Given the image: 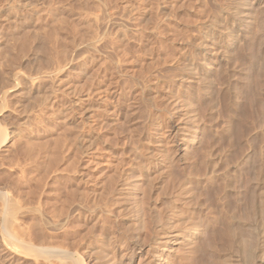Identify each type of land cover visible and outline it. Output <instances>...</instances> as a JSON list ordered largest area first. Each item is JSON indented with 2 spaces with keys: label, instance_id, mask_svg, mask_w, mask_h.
Here are the masks:
<instances>
[{
  "label": "rangeland",
  "instance_id": "rangeland-1",
  "mask_svg": "<svg viewBox=\"0 0 264 264\" xmlns=\"http://www.w3.org/2000/svg\"><path fill=\"white\" fill-rule=\"evenodd\" d=\"M126 1L0 0V8L14 6L17 10L15 12L14 9L15 16L14 19L11 18V21L10 19L7 20L8 18L0 17V30H2L0 31V82L2 81V84L0 83V98L2 97L0 99V129L6 128L5 133L8 135L3 142H0V192L7 193V200L9 199L8 202H10L7 203L9 208L7 215L9 214V219L11 218L14 226L12 223L9 227H12L13 230L11 228L9 231L14 236H18L16 244L19 243L20 246L27 244L26 247L29 245V247H33L32 250L26 252H23L26 247L24 246L25 249L21 247L23 251L20 249L19 252V249L18 251L15 250L16 245L15 249L9 247L1 235L0 264H59L61 262V264H71L72 260L70 259L76 258V255L82 259H80L82 264H111L114 261L118 262L123 250L133 244L134 234L138 238L140 237V244L143 247L137 251L135 264H154L155 258L160 255L163 264H187L188 260L192 264H202L203 259L201 257L203 256L199 254L198 246L193 245L196 249L193 246L189 247L185 240L186 228L189 225L192 227L196 221L202 220L204 224L206 223V229L208 228L209 231L212 229L211 232L207 231L209 234H214L216 230L218 233H215L216 238L225 232L226 217L224 216L227 215L225 211H227L229 200L223 188H226V179H228L226 177L229 171L234 170V168L237 171L241 166V154L244 150L243 139L245 137L243 128H245V135L248 131H251L250 134L252 135L254 133L255 141L260 140H257V136L263 135L262 130L259 132V129L255 127L256 125H253L256 124L254 121L264 117V29L261 25H257L261 27L259 29L256 26L259 20L262 22L263 18L259 17V20L251 24L249 29L251 28V31L253 29V32L250 30L247 31L248 33L244 32L235 45L237 47L231 49V54L227 60L220 61L223 68L220 66L216 75L220 77L218 80L224 78L218 82L216 76L212 84L213 89H211L212 87L205 89L199 84L193 85L194 88L187 87L189 88L187 89L186 86L189 85L184 80L185 77L181 76L184 75L183 69L181 71V68L184 67L183 64L195 56L196 47L203 35L202 32L208 26L213 25V22L215 26L221 20L220 22L224 23L222 28L224 29L226 24L224 30H228L229 19L222 21V18L224 14L227 18L231 16L238 0ZM130 3L135 7L129 5ZM119 19L124 20L120 21ZM127 19L129 20L127 21ZM261 24L264 26V22ZM37 30L42 31V33ZM254 32L263 35L258 36ZM36 33L38 34L36 35ZM58 35L60 39L57 37ZM249 35L250 37L253 36L254 39L250 38ZM259 37H262L263 40ZM244 39L248 42H246L247 44L244 43ZM4 43L8 45H4ZM242 51L244 52L242 53ZM253 52L256 53H254L256 57ZM253 57H258L260 61L257 63L258 60L255 58L253 60ZM230 60L231 64H229ZM225 63L226 65H224ZM246 66H248L247 69ZM257 67L259 68L257 69ZM239 69L244 71L242 70L241 73ZM47 72L49 73L47 74ZM244 72L248 76L244 75ZM18 76L21 82L17 78ZM39 79L41 80L39 81ZM60 81L68 83L70 81L72 84H69L70 87H75V91H80V95L78 92L76 94L75 91V93L71 92V95L64 93L67 96L64 95L63 97L61 94V98L58 96L57 99L50 93L47 95L49 91L57 87ZM221 81L223 84L220 83ZM255 81L260 82V85ZM13 82L18 83L14 84ZM216 84L217 86H215ZM200 86L201 88H199ZM196 91L199 92V95ZM209 94L213 99L209 97ZM41 95L44 98H41ZM256 95L259 96L256 97L259 100L254 98ZM79 97L87 98L86 104L84 103L85 106L77 104ZM206 97L210 99L208 100ZM28 98L31 99L28 100ZM250 99H253L254 102ZM193 100L196 101L192 102ZM202 100H205L204 103ZM199 101L200 105L196 103ZM260 101H263L262 104ZM186 102H191L194 106L193 110L199 113L196 115L193 112L195 119L192 124L188 121L186 112V116L183 114L185 111L183 104ZM87 103L91 105L88 106ZM260 106L263 108V113H261ZM30 107L33 109L31 110ZM252 110L253 112H251ZM198 115L201 118L197 117ZM248 120L250 121L248 122ZM203 123L206 127L204 126L205 130L204 128L201 130L202 140L200 139L197 143L203 141L206 143L205 147L202 145L203 142L200 143L201 146L198 144L197 146L196 143L193 145L185 144L183 139L188 138L191 131L193 133L192 128ZM189 125L191 126L189 127ZM258 133L260 134L258 135ZM206 135L209 136L208 140ZM76 140L78 143L75 142ZM260 143H262L261 140L259 143L255 142V146L261 145ZM199 147L204 148L203 151ZM198 155L201 156V159ZM235 157L237 158L235 159ZM234 159L236 162L233 161ZM124 160L126 161L124 162ZM125 171L131 175L134 172L132 179L136 177L135 181H137V185L140 184L138 189L140 188L141 193L144 190L142 201L144 211L147 213L145 225L147 227L140 232H137L138 230L134 229L132 225L134 224L133 221L136 220V212L134 209H128L126 205L132 201L127 199L124 187L120 185L126 175ZM114 172L116 174H113ZM207 174L208 176H206ZM197 175H199L198 179H195ZM1 206L0 201V208ZM39 207L40 209H38ZM52 225H56V227ZM182 227L185 228L181 229ZM176 229L183 231L182 236L177 241H186V244L183 242L177 245L169 242L164 243L165 245L160 243L163 241V234L175 233L177 232ZM20 230L21 232H18ZM0 233L2 234V232ZM111 234L112 236H110ZM223 236L221 239L217 238V241L224 245ZM128 239H131L132 242H129ZM31 243L32 245L38 244L37 246L40 247L38 248L36 245L34 247ZM157 243L158 245H156ZM128 244L129 246H127ZM184 244L188 247H183ZM219 244H215V242L213 244L217 248V251L213 248L216 257H218L217 252L222 253L223 251V245L220 244L222 245L220 247ZM118 246L123 248L120 249ZM186 248L188 251L192 248L189 251L193 254L192 256ZM39 249H42L41 252ZM193 249L194 251L198 249L196 251L198 254ZM52 251L60 252L58 256L57 253L52 254L55 258L57 256L56 259L53 258L54 256L49 257ZM44 252L47 254L45 255ZM61 252L69 253L72 256L69 259L71 262L67 260L70 256H66L65 253L67 258L65 260L63 259L65 256ZM58 257H62V259H58Z\"/></svg>",
  "mask_w": 264,
  "mask_h": 264
},
{
  "label": "bare ground",
  "instance_id": "bare-ground-1",
  "mask_svg": "<svg viewBox=\"0 0 264 264\" xmlns=\"http://www.w3.org/2000/svg\"><path fill=\"white\" fill-rule=\"evenodd\" d=\"M14 1V0H13ZM20 1V0H19ZM32 1V0H31ZM126 1V0H125ZM133 1V0H132ZM131 1V2H132ZM236 1V0H235ZM126 2H129L128 0L126 1ZM142 2V1H141ZM10 3V2H9ZM24 3V2H23ZM30 3V2H29ZM133 3V2H132ZM170 3V2H169ZM174 3V2H173ZM27 4V3H26ZM139 4V3H138ZM150 4V3H149ZM166 4V3H165ZM171 4V3H170ZM54 5V4H53ZM124 5V4H123ZM129 5H132L131 3L129 4ZM173 5V4H172ZM171 5V6H172ZM11 6V5H10ZM133 7H135V5H132ZM136 6H137V4H136ZM145 6V5H144ZM165 6V5H164ZM130 8H133V7H131V6H129ZM149 7H150V5H149ZM229 7V6H228ZM234 7V6H233ZM232 7V8H233ZM159 8V7H158ZM224 8V7H223ZM230 8V7H229ZM14 6L13 7H4V8H0V17H5L7 20H9L10 19V21L12 20V19H14ZM33 9V8H32ZM32 9H31V11H32ZM41 9V8H40ZM142 9V8H141ZM141 9H139V10H141ZM42 10V9H41ZM40 10V11H41ZM128 10V9H127ZM134 10H135V8H134ZM153 10V9H152ZM17 10L15 9V12H16ZM38 11V10H37ZM48 11H49V9H48ZM51 11H52V8H51ZM143 11V10H142ZM150 11V10H149ZM148 11V12H149ZM62 12V11H61ZM127 12V11H126ZM133 12V11H132ZM144 12V11H143ZM40 13H42V12H40ZM50 13V12H49ZM147 13V12H146ZM228 13V12H227ZM38 14V13H37ZM53 14V13H52ZM62 14V13H61ZM60 14V15H61ZM140 14V13H139ZM48 15H50V14H48ZM217 15V14H216ZM221 14H219V16H220ZM37 16V15H36ZM35 16V17H36ZM62 16V15H61ZM126 16V15H125ZM230 16V15H229ZM17 17V16H16ZM15 17V18H16ZM28 17V16H27ZM50 17H51V15H50ZM57 17V16H56ZM121 17V16H120ZM133 17V16H132ZM146 17V16H145ZM216 17V16H215ZM221 17V16H220ZM259 17H262L263 18V20H264V0H238L236 3H235V7H234V10L232 11V13H231V16L229 17V18H227L226 16H225V14L223 15V18H222V21H223V19L224 20H226V19H229V25H228V30L227 31H225L224 29H225V26H226V24H225V26H224V29L222 28V25H224V23L222 24V22H220L219 21V23L218 24H216L215 26H214V22H213V25H210V26H208L209 24H211L210 22H212V21H210V20H208V21H210L209 22V24L208 25H206V26H208L206 29H205V31L204 32H202V37H201V39L199 40V44L197 45V47H196V53H195V56L194 57H192V56H190V57H192L191 59H189L187 62H185V64H183L184 65V67L183 68H181V71H182V69H183V71H184V75H181V76H183V77H185V81L187 82V84L189 85V86H186V88L187 87H193V85H197V84H199V85H201L202 87H204L205 89L207 88V89H209V88H211L212 87V84H213V81H214V78L219 82L222 78H224V77H222L221 79H219L218 80V78H220L218 75H216L217 74V71H218V68L221 66L222 67V63L220 62V61H222V60H227V58L229 57V55L231 54L230 52H231V49L233 50V48L235 47V45L237 44V41L239 40V37L241 36V35H243V33L244 32H249V30L251 29H249V26H251V24H254L257 20H259L260 18ZM12 18V19H11ZM23 18V17H22ZM39 18V17H38ZM58 18V17H57ZM115 18H117V17H115ZM122 18V17H121ZM217 18V17H216ZM59 19V18H58ZM57 19V20H58ZM87 19V18H86ZM91 19V18H90ZM125 19V18H124ZM124 19H119L120 21L121 20H124ZM135 19H137V18H135ZM220 19V18H219ZM63 20V19H62ZM129 19H127V21H128ZM145 20V19H144ZM262 20V22H264ZM18 21V20H17ZM55 21V20H54ZM119 21V22H120ZM137 21H138V19H137ZM207 21V22H208ZM89 22V21H88ZM88 22H87V24H88ZM96 22H98V21H96ZM104 22V21H103ZM122 22H124V21H122ZM141 22V21H140ZM139 22V23H140ZM225 22H227V21H225ZM261 21L259 20L258 21V24H256V26L258 25H261V27L264 29V26L260 23ZM13 23V22H12ZM15 23V22H14ZM18 23V22H17ZM117 23V22H116ZM215 23H217V22H215ZM260 23V24H259ZM5 24V23H4ZM22 24V23H21ZM90 24V23H89ZM92 24H93V22H92ZM102 24V23H101ZM101 24H99L98 26L99 27H101ZM202 25V24H201ZM19 26V25H18ZM46 26V25H45ZM93 26V25H92ZM106 26V25H105ZM257 26V27H258ZM42 27V26H41ZM98 27V28H99ZM261 27H258V29L259 28H261ZM21 28V27H20ZM95 28V27H94ZM105 28V27H104ZM253 28V27H252ZM18 29V28H17ZM37 29H38V27H37ZM93 29V28H92ZM131 29V28H130ZM263 29H260V30H262L263 31ZM10 30V29H9ZM13 30H15V29H13ZM36 30V29H35ZM88 30V29H87ZM96 31H97V29H95ZM103 30V29H102ZM122 30H123V28H122ZM0 31H2V30H0ZM23 31V30H22ZM37 31H39V30H37ZM201 31V30H200ZM251 31V30H250ZM57 32V31H56ZM90 32V31H89ZM247 32V33H248ZM251 32H253V29H252V31ZM261 32V31H260ZM264 32V31H263ZM31 33H32V30H31ZM39 33H42V31L40 32L39 31ZM93 33V32H92ZM254 33H256L257 34V32H254ZM253 33V34H254ZM3 34V33H2ZM11 34H13V33H11ZM38 33H36V35H37ZM91 34V33H90ZM99 34H100V32H99ZM102 34V33H101ZM250 34V33H249ZM18 35H20V34H18ZM17 35V36H18ZM56 35H57V33H56ZM96 35V34H95ZM252 35V34H251ZM258 36L260 35V36H262L263 34H260V33H258L257 34ZM7 36V35H6ZM16 36V37H17ZM21 36V35H20ZM33 36H34V34H33ZM32 36V37H33ZM200 36V35H199ZM254 36H255V34H254ZM3 37H5V36H3ZM8 37V36H7ZM6 37V38H7ZM11 37H14V36H11ZM10 37V38H11ZM28 37H29V35H28ZM35 37V36H34ZM33 37V38H34ZM43 37V36H42ZM55 37V36H54ZM58 38H59V35L57 36ZM244 37V36H243ZM249 37H250V35H249ZM249 37H248V39H249ZM5 38V39H6ZM45 38V37H44ZM94 38V37H93ZM98 38V37H97ZM250 38H253V36L252 37H250ZM256 38V37H255ZM260 38V37H259ZM258 38V40H260V39H262L263 40V38H264V36H263V38L261 37L260 39ZM8 39H9V37H8ZM7 39V40H8ZM18 39V38H17ZM28 39V38H27ZM27 39H25L26 41L25 42H27ZM39 39V38H38ZM60 39V38H59ZM100 39V38H99ZM99 39H97V40H99ZM254 39V38H253ZM77 40V39H76ZM242 40V39H241ZM240 40V43L242 42ZM251 40V39H250ZM8 41H10V39L8 40ZM20 41H22V40H20ZM33 41V40H32ZM39 41H42V40H39ZM47 41V40H46ZM92 41V40H91ZM90 41V42H91ZM244 41H245V39H244ZM255 41H257V40H255ZM261 41V40H260ZM29 42V41H28ZM50 42V41H49ZM81 42V41H80ZM247 41H245L244 43H246ZM252 42V41H251ZM258 42V41H257ZM263 42V41H262ZM6 43H7V41H6ZM39 43V42H38ZM82 43V42H81ZM89 43V42H88ZM240 43H238V44H240ZM243 43V44H244ZM248 43V42H247ZM246 43V44H247ZM10 44H12V43H10ZM9 44V45H10ZM21 44V43H20ZM40 44V43H39ZM38 44V45H39ZM50 44V43H49ZM49 44H47V45H49ZM76 44V43H75ZM80 44V43H79ZM78 44V45H79ZM84 44H86V43H84ZM93 44V43H92ZM4 45H8V44H5L4 43ZM94 45V44H93ZM36 46V45H35ZM34 46V47H35ZM44 46V45H43ZM51 46H52V44H51ZM241 46V45H240ZM261 46V45H260ZM259 46V47H260ZM45 47V46H44ZM237 47V46H236ZM235 47V48H236ZM245 47V46H244ZM2 48V47H1ZM71 48V47H70ZM81 48V47H80ZM261 48V47H260ZM33 49V48H32ZM39 49V48H38ZM77 49V48H76ZM242 49V48H241ZM246 49V48H245ZM251 49V48H250ZM49 50H50V48H49ZM48 50V51H49ZM52 50V49H51ZM67 50V49H66ZM238 50V49H237ZM252 50V49H251ZM46 51V50H45ZM234 51H236V50H234ZM239 51V50H238ZM257 51V50H256ZM193 52V51H192ZM244 51H242V53H243ZM261 52V51H260ZM259 52V53H260ZM264 52V51H263ZM45 53V52H44ZM94 53V52H93ZM233 53V52H232ZM235 53V52H234ZM255 52H253V54H254ZM262 53V52H261ZM55 54V53H54ZM247 54H249V53H247ZM256 54V53H255ZM255 54H254V56H255ZM22 55H24V54H22ZM27 55V54H26ZM232 55H234V54H232ZM239 56V55H238ZM247 56V55H246ZM253 56V55H252ZM251 56V57H252ZM12 57V56H11ZM29 57V56H28ZM57 57V56H56ZM81 57V56H80ZM189 57V56H188ZM231 57V56H230ZM243 57V56H242ZM250 57V58H251ZM256 57V56H255ZM255 57H253V60H254V58ZM43 58V57H42ZM232 58V57H231ZM249 58V59H250ZM17 59V58H16ZM31 59V58H30ZM35 59H37V58H35ZM41 59V58H40ZM73 59V58H72ZM188 59V58H187ZM186 59V60H187ZM238 59V58H237ZM243 59V58H242ZM258 60V57L257 58H255V60ZM13 60V59H12ZM229 60V59H228ZM252 60V59H251ZM261 60H262V58H261ZM7 61V60H6ZM234 61V60H233ZM238 61H239V59H238ZM260 60H258L257 61V63L259 62ZM26 62V61H25ZM32 62V61H31ZM57 62H58V60H57ZM234 62H237L236 60L234 61ZM233 62V63H234ZM245 62V61H244ZM263 62V61H262ZM261 62V63H262ZM48 63V62H47ZM220 63L222 64V65H220ZM232 62H231V60H230V63L229 64H231ZM247 63V62H246ZM245 63V64H246ZM249 63V62H248ZM256 62H255V64H257ZM260 63V64H261ZM12 64V63H11ZM67 64V63H66ZM71 64V63H70ZM75 64V63H74ZM245 64H244V66H245ZM255 64H252V65H255ZM15 65V64H14ZM34 65V64H33ZM72 65V64H71ZM182 65V64H181ZM182 65V66H183ZM224 65H226V63L224 64ZM248 65V64H247ZM259 65V64H258ZM1 66V65H0ZM31 66V65H30ZM65 66V65H64ZM243 66V67H244ZM249 66V65H248ZM248 66H246V69H247V67ZM261 66V65H260ZM263 66H264V64H263ZM59 67V66H58ZM57 67V68H58ZM62 67V66H61ZM74 67V66H73ZM236 67H237V65H236ZM262 67V66H261ZM1 68V67H0ZM3 68V67H2ZM223 68V67H222ZM225 68V67H224ZM238 68V67H237ZM259 67H257V69H258ZM59 69H61L60 67H59ZM231 69H233V68H231ZM244 70H246L245 68H243ZM242 69V70H243ZM2 70V69H1ZM48 70V69H47ZM65 70V69H64ZM68 70V69H67ZM237 70V69H236ZM240 70V69H239ZM242 70H240L241 71V73H242ZM243 70V71H244ZM4 71V70H3ZM58 71V70H57ZM56 71V72H57ZM73 71V70H72ZM180 71V72H181ZM238 71V70H237ZM247 71V70H246ZM248 71L250 72V70L248 69ZM253 71V70H252ZM13 72V71H12ZM44 72V71H43ZM249 72H247V73H249ZM262 72V71H261ZM2 73H4V72H2ZM17 73V72H16ZM19 73V72H18ZM49 72H47V74H48ZM233 73V72H232ZM245 73V72H244ZM6 74V73H5ZM32 74V73H31ZM40 74H42V73H40ZM46 74V73H45ZM55 75H56V73H54ZM57 74H58V72H57ZM183 74V73H182ZM235 74V73H234ZM8 75H10V74H8ZM20 75V74H19ZM23 75V74H22ZM21 75V76H22ZM39 75V74H38ZM233 75V74H232ZM244 75H247L246 73L244 74ZM250 75H251V72H250ZM15 77L17 76V75H14ZM43 76V75H42ZM242 76V75H241ZM248 76V75H247ZM3 77H4V75H3ZM10 77V76H9ZM15 77H14V80H15ZM25 77V76H24ZM27 77V76H26ZM47 77H49V76H47ZM46 77V78H47ZM245 77V76H244ZM243 77V78H244ZM250 77V76H249ZM248 77V78H249ZM262 77V76H261ZM0 78H1V76H0ZM11 78V77H10ZM17 78H19V76L17 77ZM44 78V77H43ZM60 78V77H59ZM62 78V77H61ZM178 78H179V76H178ZM237 78H238V76H237ZM248 78H247V80H248ZM20 79V78H19ZM18 79V80H19ZM28 79V78H27ZM49 79V78H48ZM226 79H228V78H226ZM257 79H258V77H257ZM11 80V79H10ZM17 80V79H16ZM41 79H39V81H40ZM232 80V79H231ZM239 80V79H238ZM249 80H251V79H249ZM259 80H260V78H259ZM258 80V81H259ZM65 81V80H64ZM216 81V82H217ZM252 81H253V79H252ZM257 81V82H258ZM2 82V81H1ZM0 82V83H1ZM20 82H21V79H20ZM223 81H221L220 83H222ZM236 82V81H235ZM241 82V81H240ZM256 82V81H255ZM254 82V83H255ZM256 82V83H257ZM263 82V81H262ZM14 83V82H13ZM18 82H15L14 84H17ZM28 84H29V82H27ZM31 83V82H30ZM33 83V82H32ZM71 82L69 81V83L68 82H59L58 83V85H57V87L55 88V89H53V90H51V88H50V90L51 91H49L48 93H47V95H49V93L53 96V97H55L56 99H57V97L59 96H61V94H63L62 95V97L64 96V95H66V94H70L71 95V92L72 93H75L76 91V89H75V87L74 88H71L70 87V85H72V84H70ZM78 83V82H77ZM228 83V82H227ZM230 83V82H229ZM238 83V82H237ZM244 83V81L242 82V84ZM248 83H249V81H248ZM259 83V85H260V82H258ZM2 84V83H1ZM7 84H9V83H7ZM70 84V85H69ZM76 84V83H75ZM186 84V83H185ZM218 84V83H217ZM217 84L215 85V86H217ZM223 84V83H222ZM246 84V83H245ZM252 84V83H251ZM39 85V84H38ZM110 85V84H109ZM181 85V84H180ZM249 85V84H248ZM247 85V86H248ZM258 85V84H257ZM263 85V84H262ZM261 85V86H262ZM32 86V85H31ZM50 86V85H49ZM48 86V87H49ZM77 86V85H76ZM184 86V85H183ZM201 86L199 87V88H201ZM236 86V85H235ZM253 86V85H252ZM255 86V85H254ZM2 87V86H1ZM14 87V86H13ZM18 87V86H17ZM29 87V86H28ZM77 87H79V86H77ZM81 87V86H80ZM3 88V87H2ZM37 88V87H36ZM41 88V87H40ZM54 88V87H53ZM112 88V87H111ZM184 88V87H183ZM194 88V87H193ZM203 88V89H204ZM230 88V87H229ZM237 88V87H236ZM244 88H247V87H244ZM250 88H251V86H250ZM49 89V88H48ZM72 89H74V90H72ZM88 89V88H87ZM101 89V88H100ZM99 89V90H100ZM113 89V88H112ZM131 89V88H130ZM187 89H189V88H187ZM211 89H213V87L211 88ZM249 89V88H248ZM252 89V88H251ZM259 89V88H258ZM24 90V89H23ZM95 90V89H94ZM103 90V89H102ZM125 90V89H124ZM186 90V89H185ZM215 90V89H214ZM243 90V89H242ZM9 91V90H8ZM25 91V90H24ZM48 91V90H47ZM75 91V92H74ZM95 91H98V90H95ZM94 91V92H95ZM188 91V90H187ZM199 91V90H198ZM206 91V90H205ZM204 91V92H205ZM208 91V90H207ZM219 91V90H218ZM245 91V90H244ZM248 91V90H247ZM251 91V90H250ZM249 91V92H250ZM264 91V90H263ZM2 92V91H1ZM12 92V91H11ZM46 92V91H45ZM77 92H78V94H79V92L80 91H78L77 90ZM77 92H76V94H77ZM89 92V91H88ZM91 92V91H90ZM185 92V91H184ZM184 92H183V94H184ZM189 92H191V91H189ZM197 92V91H196ZM209 92V91H208ZM4 93V92H3ZM15 93V92H14ZM27 93V92H26ZM64 93H66V94H64ZM85 93V92H84ZM198 93V95H199V92H197ZM203 93V92H202ZM212 93H214V92H212ZM212 93H210V94H212ZM216 93V92H215ZM214 93V94H215ZM245 93H246V91H245ZM16 94V93H15ZM29 94V93H28ZM38 94V93H37ZM36 94V95H37ZM45 94V93H44ZM43 94V95H44ZM58 94H60V95H58ZM190 94V93H189ZM189 94H187L188 96H189ZM209 94V95H210ZM213 94V95H214ZM248 94V93H247ZM251 94H252V92H251ZM253 94H255V93H253ZM3 95V94H2ZM1 95V96H2ZM31 95V94H30ZM80 95V94H79ZM78 95V96H79ZM185 95V94H184ZM193 95V94H192ZM207 95V94H206ZM205 95V96H206ZM259 95V94H258ZM258 95H256L254 98H256ZM12 96V95H11ZM16 96V95H15ZM26 96V95H25ZM29 96V95H28ZM51 96V97H52ZM67 96V95H66ZM74 96V95H73ZM76 96V95H75ZM125 96V95H124ZM183 96V95H182ZM187 96V97H188ZM248 96V95H247ZM250 96V95H249ZM21 97H22V95H21ZM39 96H37V98H38ZM49 97V96H48ZM132 97V96H131ZM181 97V96H180ZM195 97V96H194ZM204 97V96H203ZM209 97H211V99H213L212 98V96L210 95ZM259 97V96H258ZM2 98V97H1ZM0 98V99H1ZM16 98V97H15ZM26 98V97H25ZM32 99H33V97H31ZM30 98V99H31ZM36 98V99H37ZM41 98H44V97H42V95H41ZM50 98V97H49ZM54 98V99H55ZM61 98V97H60ZM59 98V99H60ZM178 98V97H177ZM215 98V97H214ZM247 98V97H246ZM7 99V98H6ZM29 98H28V100H30ZM38 99H40V98H38ZM87 99V98H86ZM85 97L83 98V97H79V98H77V104H80V105H83V106H85ZM134 99V98H133ZM132 99V100H133ZM182 99V98H181ZM184 99V98H183ZM192 99V98H191ZM196 99H198V98H196ZM206 99H208L207 97H206ZM210 99V98H209ZM208 99V100H209ZM237 99V98H236ZM256 99H258V98H256ZM255 99V100H256ZM261 99V98H260ZM4 100V99H3ZM34 100V99H33ZM61 100V99H60ZM71 100V99H70ZM89 100V99H88ZM88 100H87V102H88ZM127 100V99H126ZM247 100V99H246ZM251 100V99H250ZM259 100V99H258ZM257 100V101H258ZM262 100V99H261ZM4 101H6V100H4ZM4 101H2V102H4ZM134 101V100H133ZM137 101V100H136ZM185 101H187V100H185ZM189 101V100H188ZM194 101H196V100H193L192 102H194ZM204 101L205 100H202V102L204 103ZM213 101H215V100H213ZM240 101V100H239ZM249 101V100H248ZM251 101H253V99L251 100ZM1 102V101H0ZM33 102V101H32ZM73 102V101H72ZM132 102V101H131ZM254 102V101H253ZM259 102V101H258ZM263 102V101H262ZM262 102L260 101V103L262 104ZM21 103V102H20ZM26 103V102H25ZM31 103V102H30ZM37 103V102H36ZM35 103V104H36ZM62 103V102H61ZM71 103V102H70ZM85 103V104H84ZM135 103V102H134ZM197 104H199L200 105V101H199V103L198 102H196ZM212 103V102H211ZM251 103V102H250ZM255 103H257V102H255ZM259 103V105H261ZM1 104H4V103H1ZM11 104V103H10ZM27 104V103H26ZM66 104V103H65ZM64 104V105H65ZM72 104V103H71ZM70 104V105H71ZM74 104V103H73ZM77 104H75V105H77ZM88 104V103H87ZM93 104V103H92ZM182 104V103H181ZM196 104V105H197ZM253 105H255L254 103H252ZM4 105H6V104H4ZM20 105V104H19ZM31 105V104H30ZM42 105V104H41ZM48 105V104H47ZM64 105H62V106H64ZM79 105V106H80ZM91 105V104H90ZM89 104H88V106H90ZM94 105V104H93ZM184 105V115H185V112H186V114H187V118H189L188 119V121L192 124V123H194V122H192L194 119H195V115H194V113H196V111H194L193 109V107L194 106H192L193 104L190 102H186V103H184L183 104ZM207 105V104H206ZM209 105V104H208ZM214 106H215V104H213ZM250 105V104H249ZM258 105V104H257ZM1 106V105H0ZM2 107H3V105H2ZM17 107V106H16ZM24 107V106H23ZM26 107V106H25ZM66 107V106H65ZM72 107V106H71ZM95 107V106H94ZM182 107V106H181ZM253 107V106H252ZM258 107V106H257ZM6 108V107H5ZM10 108V107H9ZM18 108V107H17ZM28 108V107H27ZM31 108V110L33 109L32 107H30ZM50 108H51V106H50ZM49 108V109H50ZM54 108V107H53ZM58 108V107H57ZM56 108V109H57ZM86 109H90V108H88V107H85ZM84 108V111H86V109ZM136 108V107H135ZM213 108V107H212ZM259 108V107H258ZM260 108H261V106H260ZM16 109V108H15ZM24 109V108H23ZM64 109V108H63ZM81 109V108H80ZM197 109V108H196ZM195 109V110H196ZM200 109V108H199ZM262 109L263 108H261L260 110H261V113H263L262 112ZM10 110H12V109H10ZM25 110V109H24ZM29 110V109H28ZM30 110V111H31ZM67 110V109H66ZM134 110V109H133ZM198 110V109H197ZM251 110V109H250ZM249 110V111H250ZM258 110V109H257ZM14 111V110H13ZM37 111H38V109H37ZM63 111V110H62ZM80 111V110H79ZM78 111V112H79ZM83 111V112H84ZM140 111V110H139ZM23 112V111H22ZM29 112V111H28ZM35 112V111H34ZM57 112H58V110H57ZM194 112V113H193ZM199 112V111H198ZM201 112V111H200ZM248 112V111H247ZM251 112H253V110L251 111ZM17 113V112H16ZM30 113V112H29ZM42 113H43V111H42ZM59 113H60V110H59ZM67 113V112H66ZM139 113V112H138ZM204 113V112H203ZM250 113V112H249ZM260 113V114H261ZM47 114V113H46ZM61 114V113H60ZM197 114H199V113H196V115ZM206 114V113H205ZM252 114V113H251ZM264 114V113H263ZM262 114V115H263ZM44 115V114H43ZM50 115H52L51 113H50ZM183 115V116H184ZM21 116H23V115H21ZM25 116V115H24ZM87 116V115H86ZM186 116V115H185ZM246 116H247V113H246ZM249 116V115H248ZM251 116V115H250ZM137 117V116H136ZM194 117V118H193ZM197 117H199V118H201V116L200 115H198ZM257 117H259V116H257ZM256 117V118H257ZM3 118V117H2ZM7 118V117H6ZM20 118V117H19ZM53 118V117H52ZM62 118V117H61ZM65 118V117H64ZM185 118V117H184ZM198 118V119H199ZM255 118V117H254ZM15 119V118H14ZM24 119V118H23ZM56 119V118H55ZM2 120V119H1ZM61 120V119H60ZM183 120V119H182ZM200 120V119H199ZM247 120V119H246ZM255 120V119H254ZM254 120H251V121H254ZM257 120V119H256ZM21 121V120H20ZM78 121V120H77ZM186 121V120H185ZM187 121V122H188ZM198 121V120H197ZM196 121V122H197ZM207 121H209V120H207ZM250 120H248V122H249ZM26 122V121H25ZM83 122V121H82ZM195 122V124H197ZM204 122V121H203ZM247 122V123H248ZM256 124H253V125H256L255 127L256 128H258L257 130L260 132V130H262V138L261 137H258L257 136V140L258 139H260L261 141H262V143H260L261 145H259V146H255V142L257 143H259V141H255V139H256V137H255V139H254V137L253 136H255L254 135V133H253V135L252 134H250V132L248 131L247 132V134L245 135V128H243V130H244V136H242V137H244V139H243V148H244V150H242L243 151V153L241 154L242 155V158H241V166L238 168V170L236 171L235 170V166H236V164H235V166L233 167L234 168V170L232 169L231 171H229V173H228V175H227V177L226 178H228V179H226V181H227V184H226V188H223V189H225V191H226V197H228V200H229V202H227V204L229 203V205H227V211H225L226 213H227V215L226 216H224V217H226V226L224 227L225 228V232L224 231H222V232H224V234L222 233V235L221 236H219V238L221 239V237L223 236V240H224V245L222 244V243H220V244H222L223 245V247H222V253H220V252H217V256L218 257H216L215 255L216 254H214V250H213V248H215V246L216 245H213L214 244V242H215V244H219L218 242H220V241H217V238H216V234H218V233H216V230L214 231V234H212L213 235V237L211 236V234H209L207 231H209V229L207 230L206 229V227H205V224H204V222L202 221V220H199V221H196V224H193V226L192 227H189L188 226V228H186V230H185V240L187 241V244L189 245V247L190 246H198V251L200 252L199 254L201 255V256H203V257H201L203 260V263L202 264H264V133H263V131H264V117H263V119H258L257 121H254ZM3 123V122H2ZM18 123H19V121H18ZM47 123V122H46ZM66 123V122H65ZM186 123V122H185ZM184 123V124H185ZM200 123H201V120H200ZM247 123H246V125H247ZM251 123H253V122H251ZM59 124V123H58ZM71 124V123H70ZM80 124V123H79ZM194 124V125H195ZM205 124H206V122H205ZM208 124V123H207ZM20 125V124H19ZM22 125V124H21ZM48 125V124H47ZM249 125V124H248ZM23 126H24V124H23ZM27 126V125H26ZM188 126V125H187ZM191 125H189V127H190ZM193 126V125H192ZM204 123L202 124V125H195V127H193L192 128V130H193V133H192V131H191V135L188 137V138H186L187 137V134H186V139H183V141H184V143L185 144H188V145H193V144H195L196 143V145L198 144V145H200V143L201 142H203V141H201L200 143H197V142H199V140L201 139L202 140V138H201V130H203V128H204ZM210 126V125H209ZM71 127V126H70ZM206 127V126H205ZM244 127V126H243ZM250 127V126H249ZM254 127V126H253ZM255 127H254V129H255ZM1 128V127H0ZM14 128V127H13ZM80 128V127H79ZM6 129V128H5ZM3 130V129H0V142H3L5 139H6V136H8V135H6V130ZM72 129V128H71ZM74 129V128H73ZM187 129H188V127H187ZM209 129V128H208ZM253 129V128H252ZM10 130H12V129H10ZM204 130H205V128H204ZM207 130V129H206ZM248 130H251V129H248ZM19 131V130H18ZM39 131V130H38ZM63 131V130H62ZM247 131V130H246ZM75 132V131H74ZM187 132V131H186ZM206 132V131H205ZM212 132V131H211ZM242 132V131H241ZM37 133V132H36ZM51 133V132H50ZM189 133V132H188ZM197 133H199V134H197ZM209 133V132H208ZM243 133V132H242ZM256 134H257V132H255ZM8 134V133H7ZM45 134H46V132H45ZM65 134V133H64ZM82 134V133H81ZM260 133H258V135H259ZM15 135V134H14ZM210 135V134H209ZM42 136V135H41ZM48 136V135H47ZM47 136H45L46 138H47ZM55 136H57V135H55ZM54 136V137H55ZM70 136V135H69ZM68 136V137H69ZM76 136V135H75ZM78 136V135H77ZM207 137V140H208V138H209V136L208 135H206ZM15 137V136H14ZM39 137V136H38ZM38 137H37V139H38ZM50 137V136H49ZM58 137H60V136H58ZM67 137V138H68ZM88 137H89V135H88ZM91 137V136H90ZM211 137V136H210ZM241 137V136H240ZM74 138V137H73ZM79 138V137H78ZM77 138V139H78ZM205 138V137H204ZM203 138V139H204ZM86 139V138H85ZM182 139V138H181ZM241 139V138H240ZM53 140V139H52ZM74 140V139H73ZM82 140V139H81ZM71 141V140H70ZM84 141V140H83ZM85 141H87V139L85 140ZM182 141V142H183ZM44 142H45V140H44ZM64 142V141H63ZM75 142H77V140L75 141ZM41 143V142H40ZM53 143V142H52ZM78 143V142H77ZM93 143V142H92ZM210 143V142H209ZM76 144V143H75ZM96 144V143H95ZM207 144H208V142H207ZM73 145V144H72ZM89 145H90V143H89ZM187 145V146H188ZM197 145V146H198ZM203 147H205L204 145H206V143H204L203 142ZM211 145V144H210ZM258 145V144H257ZM55 146V145H54ZM74 146V145H73ZM201 146V145H200ZM44 147V146H43ZM78 147V146H77ZM195 147V146H194ZM209 147V146H208ZM207 147V148H208ZM65 148V147H64ZM76 148V147H75ZM200 148V147H199ZM199 148H197V149H199ZM202 148V147H201ZM200 148V149H201ZM243 148H241V149H243ZM8 149V148H7ZM48 149V148H47ZM192 149H194V148H192ZM203 149L204 148H202V151H203ZM88 150V149H87ZM186 150V149H185ZM89 151V150H88ZM93 151V150H92ZM137 151V150H136ZM85 152V151H84ZM74 153V152H73ZM198 153V152H197ZM201 153H203V152H201ZM66 154V153H65ZM88 155V154H87ZM137 155V154H136ZM241 155H239V156H241ZM53 156H55L54 154H53ZM98 156V155H97ZM123 156V155H122ZM198 156H200V155H198ZM205 156V155H204ZM238 156V157H239ZM121 157V156H120ZM132 158V157H131ZM138 158V157H137ZM198 158V157H197ZM237 157H235V159H236ZM76 159V158H75ZM107 159V158H106ZM134 159H136V158H134ZM196 159V158H195ZM194 159V160H195ZM200 159H201V156H200ZM199 159V160H200ZM233 160V161H235L236 162V160ZM240 159V158H239ZM127 160V159H126ZM126 160H124V162L126 161ZM106 161V160H105ZM119 161V160H118ZM197 161H198V159H197ZM232 161V160H231ZM108 162V161H107ZM122 162V161H121ZM196 162V161H195ZM201 162V161H200ZM76 163V162H75ZM239 163V162H238ZM99 164V163H98ZM128 164H130V163H128ZM200 164V163H199ZM198 164V165H199ZM83 165H84V163H83ZM202 165H205V164H202ZM112 166V165H111ZM129 166V165H128ZM76 167V166H75ZM81 167V166H80ZM93 167V166H92ZM91 167V168H92ZM108 167H109V165H108ZM113 167H114V164H113ZM130 167V166H129ZM78 168V167H77ZM122 168V167H121ZM126 168V167H125ZM128 168V167H127ZM196 168H198V167H196ZM73 170L75 169V168H72ZM106 169V168H105ZM129 169V168H128ZM128 169H126V170H128ZM228 169V168H227ZM104 170V169H103ZM194 170H196V169H194ZM114 171V170H113ZM134 171V170H133ZM212 171V170H211ZM73 172V171H72ZM102 172V171H101ZM128 172V171H127ZM126 171H125V173H126V175H125V177L123 178V182H122V184H121V182H120V185H122L123 187H124V193H125V195H126V197H127V199H130V201H132V203H127L126 205H127V208L128 209H134V211L136 212V220L135 221H133V223L135 224H132L133 226H134V229H137L138 231L137 232H140L141 230H143L145 227H147V226H145L146 225V212L144 211V204H143V195L144 194H142V193H144L143 191H142V193H141V191L138 189V185H140V184H138L137 185V181H135V178H133L132 179V177H134V172H133V175H131V174H128ZM194 172V171H193ZM74 173V172H73ZM110 173H111V171H110ZM109 173V174H110ZM130 173H131V171H130ZM113 174H116L115 172L113 173ZM202 174V173H201ZM206 174V173H205ZM226 174V173H225ZM91 175V174H90ZM94 175V174H93ZM209 175H211V174H209ZM214 175V174H213ZM220 175V174H219ZM73 176V175H72ZM95 176H96V174H95ZM108 176V175H107ZM106 176V177H107ZM123 176V175H122ZM189 176V175H188ZM192 176H194V175H192ZM199 175H197L196 176V178L195 179H198L197 177H198ZM206 176H208V174L206 175ZM187 177V176H186ZM190 177V176H189ZM200 177H202V176H200ZM217 177H219V176H217ZM97 178V177H96ZM82 179V178H81ZM80 179V180H81ZM106 179V178H105ZM117 179V178H116ZM120 179V178H119ZM214 179V178H213ZM96 180V179H95ZM101 180V179H100ZM111 180V179H110ZM118 180V179H117ZM203 180V179H202ZM212 180V179H211ZM215 180V179H214ZM116 181V180H115ZM121 181V180H120ZM204 181H206V180H204ZM216 181V180H215ZM77 182V181H76ZM84 182H85V180H84ZM87 182V181H86ZM95 182V181H94ZM104 182V181H103ZM193 182H194V180H193ZM198 182H200V181H198ZM90 183V182H89ZM98 183H99V181H98ZM141 183V182H140ZM100 184V183H99ZM112 184H114V183H112ZM206 184V183H205ZM96 185V184H95ZM212 185V184H211ZM205 186V185H204ZM115 187V186H114ZM142 187V186H141ZM207 187V186H206ZM217 187V186H216ZM120 188H122V187H120ZM96 189V188H95ZM120 190H122V189H120ZM101 191V190H100ZM105 194V193H104ZM149 194V193H148ZM7 193H4L3 191L2 192H0V201H1V204H2V206H1V208H0V228H1V231L0 232H2V234L0 233V236L2 235L3 237H1V238H3L4 240L3 241H6L7 242V245H9V247H11L12 249H15V247H16V249L15 250H17L18 251V249H19V252L21 251L20 249H22L24 246L26 247V245H22V246H20V244L18 243V244H16V241H17V237L16 236H14L13 234H11L10 233V231L11 230H13V228L11 229L9 226H11V224L13 223L12 222V220H11V218L9 219V214L7 215V210H9V208H8V205H7V203H10V202H8V200H7ZM115 195V194H114ZM123 195V194H122ZM119 196V195H118ZM145 197V196H144ZM35 199V198H34ZM98 199V198H97ZM104 199H105V196H104ZM55 200V199H54ZM121 200V199H120ZM38 201V200H37ZM111 201V200H110ZM109 201V202H110ZM119 201V200H118ZM128 201V200H127ZM145 201V200H144ZM227 201V200H226ZM78 202V201H77ZM76 202V203H77ZM121 202V201H120ZM15 203V202H14ZM111 203V202H110ZM198 203V202H197ZM200 203V202H199ZM39 204V203H38ZM41 204V203H40ZM112 204V203H111ZM124 204V203H123ZM195 204V203H194ZM225 204V203H224ZM10 205V204H9ZM71 205V204H70ZM198 205V204H197ZM76 206V205H75ZM119 206V205H118ZM146 206H147V204H146ZM103 207V206H102ZM105 207V206H104ZM37 208V207H36ZM74 208V207H73ZM76 208V207H75ZM204 208V207H203ZM225 208H226V206H225ZM38 209H40V207L38 208ZM37 209V210H38ZM42 209V208H41ZM70 209V208H69ZM102 210L101 211H103V208H101ZM224 209V208H223ZM36 210V209H35ZM71 210V209H70ZM77 210V209H76ZM75 210V211H76ZM83 210V209H82ZM118 210V209H117ZM147 210V209H146ZM43 211V210H42ZM36 212V211H35ZM70 212H73V211H70ZM204 212V211H203ZM152 213V212H151ZM206 213V212H205ZM85 214V213H84ZM114 214V213H113ZM92 215H94V214H92ZM40 216V215H39ZM65 216V215H64ZM118 216V215H117ZM126 216V215H125ZM206 216V215H205ZM68 217V216H67ZM39 218V217H38ZM108 218H109V216H108ZM123 218H124V216H123ZM212 218V217H211ZM210 218V219H211ZM42 219V218H41ZM120 219H121V216H120ZM206 219V218H205ZM204 219V220H205ZM65 220V219H64ZM115 220V219H114ZM154 220V219H153ZM207 220V219H206ZM209 220V219H208ZM224 220V219H223ZM60 221V220H59ZM118 221V220H117ZM209 221H211V220H209ZM215 221V220H214ZM62 222V221H61ZM88 222V221H87ZM94 222V221H93ZM100 222V221H99ZM111 222H112V220H111ZM153 222V221H152ZM158 222V221H157ZM189 222V221H188ZM224 222V221H223ZM43 223V222H42ZM89 223V222H88ZM87 223V224H88ZM96 223V222H95ZM117 223V222H116ZM121 223V222H120ZM193 223V222H192ZM209 223V222H208ZM54 224V223H53ZM60 225H61V223H59ZM161 224V223H160ZM213 224V223H212ZM43 225V224H42ZM111 225V224H110ZM217 225V224H216ZM12 226H14V223H13V225ZM17 226V225H16ZM53 226V225H52ZM122 226V225H121ZM125 226V225H124ZM129 226H131V225H129ZM187 226V225H186ZM221 226V225H220ZM8 227H9V229H8ZM53 227H56V225L55 226H53ZM90 227V226H89ZM110 227V226H109ZM115 227V226H114ZM126 227V226H125ZM132 227V226H131ZM217 227V226H216ZM19 228V227H18ZM183 228H185V227H182L181 229H183ZM220 228V227H219ZM11 229V230H10ZM17 229V228H16ZM21 229V228H20ZM114 229V228H113ZM148 229V228H147ZM178 229V228H177ZM176 229V230H177ZM217 229V228H216ZM10 230V231H9ZM22 230V229H21ZM21 230L20 231H18V232H21ZM115 230V229H114ZM117 230V229H116ZM212 230V229H211ZM211 230L209 231V232H211ZM218 230H221V229H218ZM148 232H149V230H147ZM152 231H153V229H152ZM155 231V230H154ZM172 231V230H171ZM17 232V233H18ZM122 232V231H121ZM124 232V231H123ZM129 232H131V231H129ZM168 232V231H167ZM183 231L181 230V231H178L177 230V232H175V233H173V232H168L167 234L165 233V234H163V241H162V239H161V241L162 242H160V243H166V242H169V243H172V244H178V243H180V242H183L182 240H180V242H178L177 241V239L180 237V236H182V233ZM221 232V231H220ZM13 233V232H12ZM16 233V232H15ZM14 233V234H15ZM16 233V234H17ZM127 233V232H126ZM163 233V232H162ZM216 233V234H215ZM22 234V233H21ZM17 235H20L19 233L17 234ZM138 235H140V234H138ZM161 235V234H160ZM110 236H112V234L110 235ZM123 236H124V233H123ZM125 236H127V235H125ZM20 237H22V236H20ZM129 237V236H128ZM131 237V239H132V236H130ZM147 237V236H146ZM150 237V236H149ZM183 237H184V235H183ZM0 238V239H1ZM17 238V239H16ZM115 238V237H114ZM140 238V237H139ZM138 238V236H136L135 234L133 235V244L131 245V246H129V244L127 245V246H129V247H127V248H125L124 250H123V252H122V255H121V257H120V260H118V262H112L111 264H135V257H136V254H137V251H140L141 249H143V247H142V245L140 244L141 242H140V239ZM216 238V240L214 241V239ZM218 238V239H219ZM130 239V240H131ZM180 239V238H179ZM182 239V238H181ZM24 240V239H23ZM22 240V241H23ZM26 240V239H25ZM129 240V239H128ZM129 240V242H132V241H130ZM142 240V239H141ZM27 241V240H26ZM30 241V240H29ZM28 241V242H29ZM126 241V240H125ZM124 241V242H125ZM157 241V240H156ZM185 241V242H186ZM216 241H217V243H216ZM25 242V241H24ZM31 242V241H30ZM29 242V243H30ZM127 243H128V241H126ZM185 242H183V243H185ZM212 242H213V244H212ZM57 243V242H56ZM121 243V242H120ZM160 243H159V245H160ZM5 244V243H4ZM3 244V245H4ZM43 244H45V243H43ZM123 244V243H122ZM121 244V245H122ZM186 244V243H185ZM185 244H184V246L183 247H188L187 245L185 246ZM196 244V245H195ZM218 245V246H222V245ZM16 245V246H15ZM19 245V246H18ZM31 245H32V243H31ZM36 245V244H35ZM35 245H32V246H34L35 247ZM38 245V244H37ZM36 245V246H37ZM47 245H50V244H47ZM54 245V244H53ZM53 245H52V247H53ZM156 245H158V243L156 244ZM165 245V244H164ZM181 245H182V243H181ZM214 247H213V246ZM30 246V245H29ZM29 246H27L26 247V250L25 251H23V249H22V251L23 252H26V251H30V249L32 250L33 249V247L31 248V247H29ZM51 246V245H50ZM49 246V247H50ZM120 246V245H119ZM118 246V247H119ZM180 246V245H179ZM193 246V247H194ZM217 246V247H218ZM1 247V246H0ZM20 247V248H19ZM22 247V248H21ZM25 247H24V249H25ZM38 247V246H37ZM40 247V246H39ZM38 247V248H39ZM45 247V246H44ZM54 247H57V246H54ZM65 247V246H64ZM63 247V248H64ZM122 247V246H121ZM121 247H119L120 249H121ZM178 247V246H177ZM219 247V248H220ZM47 248V247H46ZM58 248H59V246H58ZM61 248V247H60ZM106 248V247H105ZM123 248V247H122ZM163 248V247H162ZM167 248V247H166ZM29 249V250H28ZM52 249V248H51ZM148 249V248H147ZM168 249H170V248H168ZM167 249V250H168ZM177 249V248H176ZM190 249H192V248H190ZM190 249H189V251H190ZM194 249H196L195 247H194ZM194 249H193V251H194ZM216 250L215 251H217V248H215ZM35 250H36V248H35ZM38 250V249H37ZM40 250V249H39ZM42 250V249H41ZM41 250H40V252H41ZM146 250V249H145ZM172 250V249H171ZM186 250H187V252H189L188 251V249L186 248ZM196 250V251H197ZM2 251V250H1ZM17 251H15V252H17ZM44 251V250H43ZM147 251V250H146ZM184 251V250H183ZM193 251H191V252H193ZM196 251H194V252H196ZM14 252V253H15ZM22 252V253H23ZM35 252V251H34ZM37 252V251H36ZM35 252V253H36ZM39 252V251H38ZM45 252H48V251H46L45 250ZM44 252V254L46 255L47 253H45ZM148 252V251H147ZM151 252V251H150ZM149 252V253H150ZM179 252V251H178ZM184 252H186V251H184ZM193 252V253H194ZM21 253V254H22ZM57 253V254H56ZM58 253H60L59 251H52V253L49 255V257L51 258V257H53L54 255H52V254H56L57 256H58ZM62 253V255L64 254V256H65V253H66V256L68 255V259L66 258V256H65V258H63V259H67V260H69L72 256L71 255H69V253H67V252H61ZM182 253V252H181ZM190 253V252H189ZM218 253H220V255H218ZM20 254V253H19ZM20 254V255H21ZM30 254V253H29ZM39 254V253H38ZM154 254V253H153ZM184 254V253H183ZM186 254V253H185ZM195 254V253H194ZM196 254H198V252H196ZM43 255V254H42ZM61 255V254H60ZM79 255V254H78ZM182 255V254H181ZM193 254H191L190 253V256H192ZM9 256V255H8ZM26 256V255H25ZM30 257H31V255H29ZM39 256H41L40 254H39ZM57 256H56V258H57ZM155 256H156V254H155ZM161 256V255H160ZM160 256L159 257H156L155 258V261H154V264H163V262H162V260H161V258H160ZM169 256V255H168ZM7 257V256H6ZM63 257V256H62ZM62 257L60 258V257H58V259L60 258V259H62ZM107 257V256H106ZM109 257V256H108ZM180 257V256H179ZM2 258V257H1ZM21 258V257H20ZM35 258V257H34ZM37 258V257H36ZM39 258V257H38ZM41 258V257H40ZM44 258V257H43ZM53 258H55V256L53 257ZM55 258V259H56ZM78 258V259H77ZM150 258H152V257H150ZM182 258H183V256H182ZM181 258V259H182ZM189 258V257H188ZM193 258V257H192ZM192 258H191V260H192ZM81 258H79V256H77L76 255V258L74 257V258H71L70 260H72V263L71 264H82L83 262H80L81 260H80ZM111 259V258H110ZM112 259H114V258H112ZM149 259V258H148ZM180 259V258H179ZM197 259V258H196ZM200 259V258H199ZM33 260V259H32ZM46 260V259H45ZM69 260V262H71ZM107 260V259H106ZM164 260V259H163ZM185 260V259H184ZM2 261V260H1ZM40 261H42L41 259H40ZM44 261V260H43ZM47 262H50V261H48V260H46ZM59 261V260H58ZM153 261V260H152ZM196 261V260H195ZM194 261V262H195ZM199 261V260H198ZM17 262V261H16ZM46 262V263H47ZM53 262V261H52ZM147 262H149V261H147ZM183 262V261H182ZM187 262V261H186ZM192 262V261H191ZM45 263V262H44ZM58 263V262H57ZM62 263V262H61ZM61 263H59V264H61ZM165 263V262H164ZM188 263H190L189 262V260H188ZM187 263V264H188ZM199 263H201V262H199ZM49 264H51V263H49ZM139 264V263H138ZM153 264V263H152ZM166 264V263H165ZM181 264V263H180ZM190 264H192V263H190Z\"/></svg>",
  "mask_w": 264,
  "mask_h": 264
}]
</instances>
